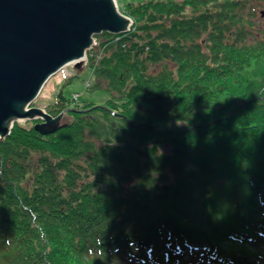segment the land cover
Returning a JSON list of instances; mask_svg holds the SVG:
<instances>
[{
	"label": "trees",
	"instance_id": "obj_1",
	"mask_svg": "<svg viewBox=\"0 0 264 264\" xmlns=\"http://www.w3.org/2000/svg\"><path fill=\"white\" fill-rule=\"evenodd\" d=\"M117 2L133 27L87 52L104 103L0 140V264H264L257 4Z\"/></svg>",
	"mask_w": 264,
	"mask_h": 264
},
{
	"label": "water",
	"instance_id": "obj_2",
	"mask_svg": "<svg viewBox=\"0 0 264 264\" xmlns=\"http://www.w3.org/2000/svg\"><path fill=\"white\" fill-rule=\"evenodd\" d=\"M133 25L117 0H0V140L24 122L44 135L70 126L71 108L52 115L33 102L66 67L76 75L87 68L97 35Z\"/></svg>",
	"mask_w": 264,
	"mask_h": 264
},
{
	"label": "rangeland",
	"instance_id": "obj_3",
	"mask_svg": "<svg viewBox=\"0 0 264 264\" xmlns=\"http://www.w3.org/2000/svg\"><path fill=\"white\" fill-rule=\"evenodd\" d=\"M253 1L254 4H257V6L255 7L257 16L254 18H256L255 20H260L264 24V11H262L261 14L259 12L261 9L264 10V0H262V3L260 2V0ZM118 6L119 8L121 7L119 4ZM87 63V68L77 75L72 76V74L68 71H66L65 73L61 71L52 76L43 87L38 98L33 102V105L46 110L48 106L47 104H52L54 102V100L56 99V94L58 92H61L67 98V107L69 108L73 106V102L70 101V99H73L75 96L77 97L78 101L87 99L98 104L104 103L109 95L108 91L102 88H97L95 86V76L92 72V69L90 68L89 61ZM66 116L68 119H71L72 117L70 112H68ZM29 123L32 124V122ZM255 251L257 252L256 249L254 250V252ZM119 259L110 260L108 264H129L127 260L128 258L121 257V259Z\"/></svg>",
	"mask_w": 264,
	"mask_h": 264
},
{
	"label": "bare ground",
	"instance_id": "obj_4",
	"mask_svg": "<svg viewBox=\"0 0 264 264\" xmlns=\"http://www.w3.org/2000/svg\"><path fill=\"white\" fill-rule=\"evenodd\" d=\"M88 59V58H87ZM46 112H48L47 110H46ZM49 113V112H48ZM32 123H34V122H32Z\"/></svg>",
	"mask_w": 264,
	"mask_h": 264
}]
</instances>
